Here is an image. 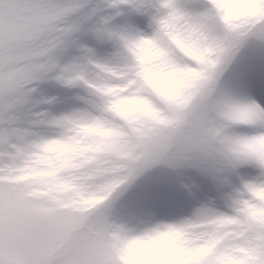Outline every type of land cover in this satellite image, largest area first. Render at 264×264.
I'll list each match as a JSON object with an SVG mask.
<instances>
[{"label": "snow or ice", "instance_id": "snow-or-ice-1", "mask_svg": "<svg viewBox=\"0 0 264 264\" xmlns=\"http://www.w3.org/2000/svg\"><path fill=\"white\" fill-rule=\"evenodd\" d=\"M161 222L167 264H264V0H0V264H127Z\"/></svg>", "mask_w": 264, "mask_h": 264}, {"label": "clouds", "instance_id": "clouds-1", "mask_svg": "<svg viewBox=\"0 0 264 264\" xmlns=\"http://www.w3.org/2000/svg\"><path fill=\"white\" fill-rule=\"evenodd\" d=\"M244 0H235L242 4ZM146 59L151 60L153 54L145 52ZM154 78L162 79L174 91L183 87V80L178 74L171 73L166 67L160 66L151 73ZM81 135H103L95 129H85ZM52 157L66 156L70 149L66 145L53 144L48 149ZM192 230V226L180 222H161L155 231L130 235L123 242L127 264H167V257L172 255L185 240V233Z\"/></svg>", "mask_w": 264, "mask_h": 264}, {"label": "rangeland", "instance_id": "rangeland-1", "mask_svg": "<svg viewBox=\"0 0 264 264\" xmlns=\"http://www.w3.org/2000/svg\"><path fill=\"white\" fill-rule=\"evenodd\" d=\"M140 184H141V189H133V192H136V191H140V190H143V187L144 186H146V184H147V181L145 180V181H141V182H139Z\"/></svg>", "mask_w": 264, "mask_h": 264}]
</instances>
